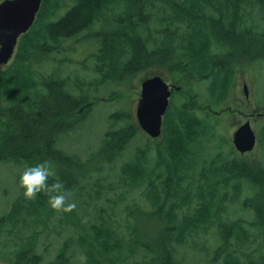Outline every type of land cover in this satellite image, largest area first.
I'll list each match as a JSON object with an SVG mask.
<instances>
[{
    "label": "trees",
    "instance_id": "obj_1",
    "mask_svg": "<svg viewBox=\"0 0 264 264\" xmlns=\"http://www.w3.org/2000/svg\"><path fill=\"white\" fill-rule=\"evenodd\" d=\"M61 2L66 12L54 18ZM257 5L258 0H43L40 20L37 22V18L33 31L26 33L28 38L24 37L9 70L0 72V164L13 162L28 167L49 161L58 167L55 173L66 189L89 180L88 175L99 165H111L110 175L115 177L111 184L125 189L144 187L143 201L127 204L119 212L118 225L100 205L95 206L93 216L82 210L81 219L76 213L78 206L62 212V219L72 220L62 229H75L77 234L71 232L66 237L67 242L49 264L79 262V248L68 255L69 246L70 251L80 247L88 264H137L138 253H142L140 264H184L177 256L178 246L185 247L189 242L199 246L195 238L209 229L207 224L217 210L222 185L223 191L232 187L238 197L242 192L234 183L230 185L233 180L251 179L264 188V166L253 167L238 158L212 159L207 123L194 118L193 106L177 107L181 114L176 119L169 114L176 110L171 106L162 137L154 141L148 137L145 147L135 149L134 159L123 164L118 159L140 133L131 117L128 125H114L107 132L103 145L89 157L98 162L95 166L59 149L60 138L74 130L78 111L95 105L90 99L93 84L75 81L57 68L69 67L66 56L70 44L100 43L92 56L103 83H121L145 70L162 67L175 80L184 79L189 84L212 77L210 93L221 92L219 99H223L234 65L241 59L264 58V2L258 20ZM249 8L252 12L248 17ZM104 14L113 17L111 22ZM152 23L158 27L150 28ZM92 32L91 37L83 36ZM222 45L226 50L221 55ZM181 84L176 85L183 91L187 83ZM199 138L202 143L193 145ZM73 160L77 162L71 165ZM198 163L199 168L195 166ZM53 182L50 178L49 183ZM95 185L99 187L101 182ZM89 191H94V186L82 196ZM96 193L100 199L109 191L103 187ZM19 196L20 203L6 220L13 223L12 215L20 209L13 224L18 230H11L16 237L4 244L8 248L0 250V257L9 264H43L37 251L42 233L38 226L45 224L48 235L59 233L56 224L52 226L58 213L43 193L35 201L25 199L23 192ZM262 198L264 194L244 201L253 208ZM113 203L118 205L117 201ZM242 223L224 232V244L222 241L215 260L225 254L224 264H242L240 242L248 236ZM154 225L157 228H150ZM232 239H237L233 248L229 244Z\"/></svg>",
    "mask_w": 264,
    "mask_h": 264
},
{
    "label": "rangeland",
    "instance_id": "obj_2",
    "mask_svg": "<svg viewBox=\"0 0 264 264\" xmlns=\"http://www.w3.org/2000/svg\"><path fill=\"white\" fill-rule=\"evenodd\" d=\"M2 1L4 0H0V3ZM66 2L68 3V1ZM263 2L264 0H258L259 5L255 8V18L257 20L259 19L257 17L259 7L263 8ZM65 12L66 7L61 2L58 15L54 18L64 15ZM246 12L249 17L252 9H246ZM112 13L115 16L117 15L116 11ZM104 17L107 18L108 22H111L113 18L110 19L108 14H104ZM39 20L40 17H38L37 22ZM120 21L122 20L118 18L117 22L120 23ZM35 26L36 24L34 28ZM155 26L158 27L157 24L152 23L149 27L154 28ZM94 28L101 30L98 26ZM92 34L93 32L85 33L83 36L91 37ZM24 37L28 38V35L26 34L19 39L14 58L9 64L1 65L0 72H6L12 66L24 43L23 41H25ZM222 46L224 47L221 49V46H219L221 55L224 54L226 50L225 45ZM69 47L71 50L66 56L69 58V67L57 68L60 69L63 74L71 76L75 81L78 79L82 80V83H85L87 86L93 84L94 87H92L93 89L90 93L94 96L92 95L90 99L92 101L91 103L95 102V105H93L92 108L78 111V116L75 117L74 130L60 138L58 148H62L67 154L72 157H80L84 163H90V165L95 166L98 162L90 160L89 157L103 145L107 132L110 131L114 125L116 128L128 125L130 123L129 117H131L133 121H136V112L143 81L152 76L154 77V75L162 74L167 77L168 82L172 81L179 85H183L181 82L184 84L187 83V86H184L185 92L181 91L174 94L171 106L174 109L179 106L184 107V105L188 108L193 106L194 118L207 123L205 127L209 129V136H207V138L211 139L209 146L213 150L209 153L213 156L212 159L218 158V156H222V159L226 160L238 158L244 161L245 164L253 167L264 166V58L262 60H239V62L234 65V73L231 76L230 83L226 90V96L223 99H219L221 92L219 94L216 92L213 94L210 93V86L213 81L212 77H207L203 81H192L189 84L184 79L180 81L175 80L174 75L162 67L145 70L135 77L121 83H103L104 80L95 71L97 64L94 62L96 59L92 56L93 50H98L100 43H72ZM52 66H55V64H52ZM103 71H105L104 68ZM97 83H99V85ZM76 92V94H79L78 91ZM189 101L193 104L189 103ZM171 106L169 110L172 109ZM209 107L212 108L210 112L208 111ZM169 114L173 119H176L181 114V110L176 109ZM118 116L123 118H119ZM166 118L167 115L164 117V121ZM247 125L250 126L256 135V144L251 151H247L243 154L236 148L234 140L236 139L237 132ZM164 131L163 123V132ZM147 138L148 136L140 131L137 138L133 140L129 146L130 149H127L118 160H121L123 164L131 161L132 158L134 159V155H136V152L133 154L135 149L138 147H145V144L148 143ZM200 143H202V138H199L193 145L198 146ZM204 146L203 144V147ZM153 150H155V148H153ZM76 162L73 160V163L70 164L72 165ZM118 164H120V161ZM200 164L201 163H198L195 166L199 168ZM68 166L69 165L65 167L67 170L70 168V166ZM26 167L27 166L24 164L13 162L0 164V250L5 247L8 248V246L4 244L7 241H12L14 237H16V232H12L11 230H18L13 224L16 222L20 209L18 208L16 213H13V223H6V220L9 215L12 214L15 204L21 201V196L19 195L24 192V189L20 187V176ZM52 167L54 171L58 168L55 165H52ZM110 167L111 165H99L90 172L88 175L89 180H82L78 186L68 189L72 193L70 200L75 202L76 206L79 207L76 211L78 218H83L82 210L89 211L91 216L96 215L95 206L100 205L102 208L108 210L112 215V220L115 225H118L119 212L124 210L123 208L127 204H140L143 201L144 187L125 189V187L111 184L115 177H111L109 171ZM77 176L81 178L82 173L78 172ZM252 181L251 179L248 180L247 178H243L240 181L237 179L230 183V185L234 183L235 187L240 188L242 194H240L239 197L238 194L236 195L234 190H232V187H227L223 191L222 185V193L219 196L217 210L214 213L212 221L207 224L209 229L195 238L199 246L191 245L192 242H189L185 247L178 246L177 256L181 260L183 259L184 264H224L225 254H222L215 260L217 252L222 241L224 244V240H222L224 239V232L232 228L235 224H238V222H243L242 224L245 226V230L248 234L247 238H245L246 240L242 239L244 242H240L242 248L239 250V256L242 264H264V210L262 212L260 211L264 206V198L259 199L253 208H251L252 206L250 204H245L244 201L246 198L251 199L260 194H264V188L261 186L258 187ZM97 182H101L99 187H95ZM90 186H94V191H89V194L83 197L82 194L86 192L87 188H90ZM103 187H106L109 193L98 199L96 192L102 191ZM120 194H125V197L122 199ZM117 196L119 199L115 200ZM114 201H117L118 205H115L113 203ZM218 206H220V210H218ZM61 214L62 212L58 213L56 216L58 219L55 218L52 223V226L56 224L57 230L60 231L59 233L48 235L45 224L38 226V230L42 233L39 238L37 251L43 257V264H49L54 260L62 246L67 242L66 237L71 235V232L76 233L75 229L71 231L62 229L63 225L67 226L68 224H72V220L66 218L62 219L60 217ZM121 215L124 214L122 213ZM150 228H157V226H150ZM232 240L233 242L229 243L231 248H233L234 245L235 247L237 246V239L236 241L235 239ZM78 248L79 252L77 253V257H79V255L81 256V249L77 246L74 249L72 248L71 251L69 246L68 255L73 253L72 250H77ZM141 254L138 253L136 255L135 262L137 264L143 262ZM0 263L9 264L3 261L1 257ZM75 264H79V262H75Z\"/></svg>",
    "mask_w": 264,
    "mask_h": 264
},
{
    "label": "water",
    "instance_id": "obj_3",
    "mask_svg": "<svg viewBox=\"0 0 264 264\" xmlns=\"http://www.w3.org/2000/svg\"><path fill=\"white\" fill-rule=\"evenodd\" d=\"M43 0H4L0 3V66L9 64L16 54L19 39L28 33L35 23ZM165 75L147 78L142 83L141 98L136 112L138 129L151 139L163 135L164 117L175 91L181 86H170ZM209 111L212 108L209 107ZM234 144L245 153L256 143V135L249 125L236 134ZM1 264V263H0Z\"/></svg>",
    "mask_w": 264,
    "mask_h": 264
},
{
    "label": "clouds",
    "instance_id": "obj_4",
    "mask_svg": "<svg viewBox=\"0 0 264 264\" xmlns=\"http://www.w3.org/2000/svg\"><path fill=\"white\" fill-rule=\"evenodd\" d=\"M50 178H54L51 184L49 183ZM20 187L24 189L23 195L27 200L35 201L41 193L47 195L50 207L57 213L71 212L76 208L75 202L70 200L71 191L66 189L49 161L26 167L20 176ZM77 259L79 264H87L85 255Z\"/></svg>",
    "mask_w": 264,
    "mask_h": 264
},
{
    "label": "bare ground",
    "instance_id": "obj_5",
    "mask_svg": "<svg viewBox=\"0 0 264 264\" xmlns=\"http://www.w3.org/2000/svg\"><path fill=\"white\" fill-rule=\"evenodd\" d=\"M43 3V2H42ZM41 7H42V5H41ZM41 10V9H40ZM40 12V11H39ZM39 14V13H38ZM37 18H38V15H37ZM37 18H36V20H37ZM36 20H35V22H36ZM35 24V23H34ZM34 26V25H33ZM32 26V27H33ZM31 30V29H30ZM19 44V43H18ZM159 74H157V75H154V76H158ZM153 77V76H152ZM174 83V82H173ZM169 84H170V86L172 87L173 85L169 82ZM174 85H176L175 83H174ZM177 86V85H176ZM140 98H141V95H140ZM136 122V121H135ZM137 124V123H136ZM149 137V136H148ZM150 138V137H149ZM154 140V139H153Z\"/></svg>",
    "mask_w": 264,
    "mask_h": 264
},
{
    "label": "flooded vegetation",
    "instance_id": "obj_6",
    "mask_svg": "<svg viewBox=\"0 0 264 264\" xmlns=\"http://www.w3.org/2000/svg\"><path fill=\"white\" fill-rule=\"evenodd\" d=\"M170 83H171L172 85H174V83H173L172 81H171ZM175 92H176V91H175ZM175 92H174V93H175ZM255 144H256V143H255ZM254 147H255V146H254Z\"/></svg>",
    "mask_w": 264,
    "mask_h": 264
}]
</instances>
